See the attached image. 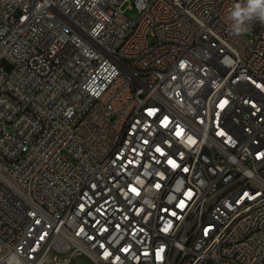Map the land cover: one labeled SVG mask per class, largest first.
Wrapping results in <instances>:
<instances>
[{"label":"built area","instance_id":"2783aa9c","mask_svg":"<svg viewBox=\"0 0 264 264\" xmlns=\"http://www.w3.org/2000/svg\"><path fill=\"white\" fill-rule=\"evenodd\" d=\"M129 1L0 0V264H264V23Z\"/></svg>","mask_w":264,"mask_h":264},{"label":"clouds","instance_id":"9594fccd","mask_svg":"<svg viewBox=\"0 0 264 264\" xmlns=\"http://www.w3.org/2000/svg\"><path fill=\"white\" fill-rule=\"evenodd\" d=\"M228 28L234 35L249 31L250 23L258 20L264 23V0H237L227 10Z\"/></svg>","mask_w":264,"mask_h":264},{"label":"rangeland","instance_id":"374dc122","mask_svg":"<svg viewBox=\"0 0 264 264\" xmlns=\"http://www.w3.org/2000/svg\"><path fill=\"white\" fill-rule=\"evenodd\" d=\"M123 9L125 10V14L129 18H136L138 16L137 10L133 7V0L127 2ZM4 252V248L2 244L0 245V253ZM45 264H97L92 261L89 256H87L84 252L79 250L78 248L71 246L68 251L64 254H59L56 257L51 256Z\"/></svg>","mask_w":264,"mask_h":264},{"label":"bare ground","instance_id":"6f19581e","mask_svg":"<svg viewBox=\"0 0 264 264\" xmlns=\"http://www.w3.org/2000/svg\"><path fill=\"white\" fill-rule=\"evenodd\" d=\"M62 25H69V18H62ZM210 233H217V225H210Z\"/></svg>","mask_w":264,"mask_h":264},{"label":"crops","instance_id":"0c3cea01","mask_svg":"<svg viewBox=\"0 0 264 264\" xmlns=\"http://www.w3.org/2000/svg\"><path fill=\"white\" fill-rule=\"evenodd\" d=\"M0 245H1V242H0ZM0 255H1V253H0Z\"/></svg>","mask_w":264,"mask_h":264}]
</instances>
